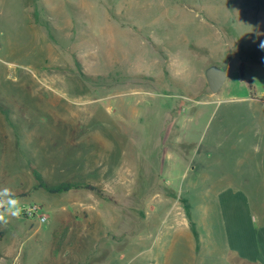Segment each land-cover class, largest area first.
Segmentation results:
<instances>
[{
  "label": "rangeland",
  "instance_id": "1",
  "mask_svg": "<svg viewBox=\"0 0 264 264\" xmlns=\"http://www.w3.org/2000/svg\"><path fill=\"white\" fill-rule=\"evenodd\" d=\"M262 44L264 0H0V264H264V180L180 113Z\"/></svg>",
  "mask_w": 264,
  "mask_h": 264
},
{
  "label": "crops",
  "instance_id": "2",
  "mask_svg": "<svg viewBox=\"0 0 264 264\" xmlns=\"http://www.w3.org/2000/svg\"><path fill=\"white\" fill-rule=\"evenodd\" d=\"M248 57L243 63L224 66L227 69L226 83L218 93H213L210 89L209 92H203L208 99L196 100L200 96L199 92L194 96L182 93L181 97L192 102L193 106L189 108L186 103H182L180 113L193 110L194 117L183 121L198 123L197 118L200 119L201 113L210 111L204 129L208 159L212 158L210 152H214L212 160L217 162L220 161L214 159L215 153L231 154L227 163L229 166L234 163L233 167L236 168L254 169L258 177L256 180H264V63L263 58ZM241 65L244 67V80L241 79ZM231 67L233 71L229 73ZM249 83L252 84L251 87ZM220 92L222 94L219 98H212ZM225 103L229 105L230 112L222 110ZM180 113L175 115V128L179 126Z\"/></svg>",
  "mask_w": 264,
  "mask_h": 264
},
{
  "label": "trees",
  "instance_id": "3",
  "mask_svg": "<svg viewBox=\"0 0 264 264\" xmlns=\"http://www.w3.org/2000/svg\"><path fill=\"white\" fill-rule=\"evenodd\" d=\"M35 19V17H34ZM50 31L49 23L44 24ZM241 79L244 80V67L241 65L240 67ZM250 87L252 86L251 83ZM33 174L36 179V185L34 189L39 190L42 189L50 194H62L67 193L73 190H88V191H100V187L86 180H73V181H63L58 184H49L44 178L43 175L36 169H33ZM0 237H2V233H0Z\"/></svg>",
  "mask_w": 264,
  "mask_h": 264
},
{
  "label": "clouds",
  "instance_id": "4",
  "mask_svg": "<svg viewBox=\"0 0 264 264\" xmlns=\"http://www.w3.org/2000/svg\"><path fill=\"white\" fill-rule=\"evenodd\" d=\"M261 47H264V44ZM23 210L11 189L7 187L0 189V224H8L10 217L19 218Z\"/></svg>",
  "mask_w": 264,
  "mask_h": 264
},
{
  "label": "water",
  "instance_id": "5",
  "mask_svg": "<svg viewBox=\"0 0 264 264\" xmlns=\"http://www.w3.org/2000/svg\"><path fill=\"white\" fill-rule=\"evenodd\" d=\"M209 89L213 93H218L227 80L226 67L210 66L205 72Z\"/></svg>",
  "mask_w": 264,
  "mask_h": 264
},
{
  "label": "built area",
  "instance_id": "6",
  "mask_svg": "<svg viewBox=\"0 0 264 264\" xmlns=\"http://www.w3.org/2000/svg\"><path fill=\"white\" fill-rule=\"evenodd\" d=\"M33 211L35 212V209ZM40 221L42 223H45L46 222V217L45 216H40Z\"/></svg>",
  "mask_w": 264,
  "mask_h": 264
}]
</instances>
